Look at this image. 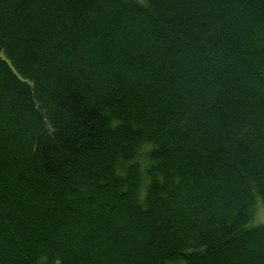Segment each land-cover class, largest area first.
Listing matches in <instances>:
<instances>
[{
	"label": "trees",
	"instance_id": "obj_1",
	"mask_svg": "<svg viewBox=\"0 0 264 264\" xmlns=\"http://www.w3.org/2000/svg\"><path fill=\"white\" fill-rule=\"evenodd\" d=\"M264 0H0V264H264Z\"/></svg>",
	"mask_w": 264,
	"mask_h": 264
},
{
	"label": "rangeland",
	"instance_id": "obj_2",
	"mask_svg": "<svg viewBox=\"0 0 264 264\" xmlns=\"http://www.w3.org/2000/svg\"><path fill=\"white\" fill-rule=\"evenodd\" d=\"M264 213V205L262 204L261 201H258V204H257V213L252 221V224L253 225H258V224H261L259 221L261 219V214Z\"/></svg>",
	"mask_w": 264,
	"mask_h": 264
},
{
	"label": "snow or ice",
	"instance_id": "obj_3",
	"mask_svg": "<svg viewBox=\"0 0 264 264\" xmlns=\"http://www.w3.org/2000/svg\"><path fill=\"white\" fill-rule=\"evenodd\" d=\"M261 224H264V213L261 214V219L259 221Z\"/></svg>",
	"mask_w": 264,
	"mask_h": 264
}]
</instances>
